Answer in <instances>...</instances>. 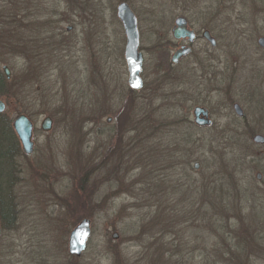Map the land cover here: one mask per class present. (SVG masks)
<instances>
[{"label":"rangeland","instance_id":"1","mask_svg":"<svg viewBox=\"0 0 264 264\" xmlns=\"http://www.w3.org/2000/svg\"><path fill=\"white\" fill-rule=\"evenodd\" d=\"M112 1L0 0V118L34 123L33 153L18 142L7 171L15 219L0 223V264H264V144L252 141L264 136V0H131L139 91ZM178 15L219 43L198 40L172 66ZM195 105L211 126L193 122ZM82 218L91 233L71 255Z\"/></svg>","mask_w":264,"mask_h":264},{"label":"water","instance_id":"2","mask_svg":"<svg viewBox=\"0 0 264 264\" xmlns=\"http://www.w3.org/2000/svg\"><path fill=\"white\" fill-rule=\"evenodd\" d=\"M118 15L121 19L125 34H126V46H125V61L128 71V85L131 89L138 90L142 87L143 82L140 76L142 70V56L138 52V31H137V23L134 14L131 12L129 7L125 4L120 5L118 8ZM185 18L179 17L176 19L174 35L176 37H180L184 32H188L190 38H192L193 33L187 31L185 28ZM213 41V40H212ZM257 44L260 47L264 48V37H259L257 39ZM190 51V48L184 47L175 51L172 55L171 61L176 62L182 55H185ZM6 77H9V69L6 65L2 67ZM4 104L0 101V112L3 111ZM233 110L235 114L239 117L243 116V109L238 103L233 104ZM194 123L198 126H209L212 123L211 118L209 117V111L207 108L203 106H195L192 110ZM52 119L49 116L43 118L40 123V127L44 131H48L51 129ZM12 127L20 141L22 151L26 155H30L34 151V141H33V128L34 124L29 119V117L20 113L14 117L12 120ZM252 141L255 144L262 145L264 144V136L262 134H254L252 136ZM264 153V149L262 151ZM194 168H199V163H194ZM256 179L261 178V173L257 172L255 175ZM89 218H82L69 232L68 236V252L71 255L80 256L83 251L86 249L87 241L89 239L91 229H90ZM1 231V228H0ZM113 238H117V233H113Z\"/></svg>","mask_w":264,"mask_h":264},{"label":"flooded vegetation","instance_id":"3","mask_svg":"<svg viewBox=\"0 0 264 264\" xmlns=\"http://www.w3.org/2000/svg\"><path fill=\"white\" fill-rule=\"evenodd\" d=\"M115 1H118V3L116 4V8H115L116 17H117L116 20H118L117 22L120 23V28L122 29L123 38L125 39L124 40V42H125L124 43V49H123V59H124L125 64H126V61H125V55L124 54H125V46H126L127 39H126V34H125V29H124L123 23H122L121 19L119 18V15H118V8H119V6L120 5H123V4L127 5L129 7V9L131 10V12L135 16L136 23H137V31H138V47H137V50H138V52L142 56V70H141L140 76H141V79H142V82H143L142 72H143V64H144V53H143V51L141 49V46H140V40L142 38V35H141V25H140V23H141V17H139V13H138L137 7L131 5V2H130L131 0H113L112 1V4ZM77 17H78V13H77ZM179 17L185 18V21H186L185 28H186L187 31H190V32L193 33L192 38H190L188 32H184L183 35H180V37H176L174 35V28L176 27L175 26V22H176V19L179 18ZM71 28H72V26H67L66 27V31H70ZM170 32H171V34L173 36V38H172L173 41H171V44L174 47V49L172 50V52L170 53V56H169V61H170V63H171L172 66L180 63L181 60H183V59H185L187 57H190L193 54V52H194V47H195V44H196V42L198 40L204 41L207 46L212 47V48H216L218 46V43H219L218 42V36H215L214 35V33H213V31H212V29L210 27H207L206 26V27L200 28L199 30H196V29H194V26L192 25L190 19H188L185 15H178V16H176V18L174 19V23H173L172 27L170 28ZM184 47L185 48L186 47L190 48V51L188 53H186L185 55H182L176 62H172L171 61V58H172V55L175 53V51L178 50V49H180V48H184ZM206 58H207L206 59V62H212V58L211 57L208 56ZM209 69L210 70L213 69V65L211 63H209ZM2 71H3V69H2ZM211 73L212 72H209L205 76L211 78V75H212ZM4 75H5V73H4ZM127 85H128V71H127ZM143 85H144V82H143ZM143 85H142V87H143ZM128 87H129V85H128ZM142 87L140 89H142ZM140 89L135 90V89H131L129 87V90H131V91H139ZM0 101H2V100H0ZM233 104H232V107H233ZM195 106H201V105H195ZM195 106H193V107H195ZM210 116H211V112L209 111V117ZM193 122H194V120H193ZM211 125H212V123H211ZM211 125H209V126H211ZM33 132H34V128H33Z\"/></svg>","mask_w":264,"mask_h":264},{"label":"trees","instance_id":"4","mask_svg":"<svg viewBox=\"0 0 264 264\" xmlns=\"http://www.w3.org/2000/svg\"><path fill=\"white\" fill-rule=\"evenodd\" d=\"M4 77L0 74V91L5 92L4 90ZM149 122V120H148ZM175 126L180 125L179 123H175ZM18 138L16 133L14 132L12 126L8 124L5 120L0 118V223L3 227L8 226L15 219V212L13 208V202L11 197L8 196V184H7V175L12 171L9 163L12 161V156H15L19 153L20 149L18 146ZM7 169V170H6ZM4 179V180H3ZM3 181V182H2ZM2 182V184H1ZM209 194L211 197L215 198L217 196V189L213 187H208ZM214 205V204H213ZM213 216V221H218V216ZM225 225L223 224L222 227ZM184 257L186 256L183 255ZM188 259V256H186ZM206 258H204L205 260ZM185 260V258H184ZM186 262V260H185Z\"/></svg>","mask_w":264,"mask_h":264}]
</instances>
